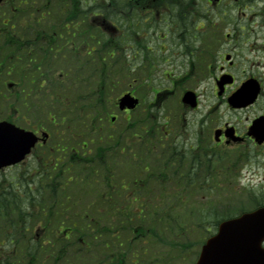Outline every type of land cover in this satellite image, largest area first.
Returning a JSON list of instances; mask_svg holds the SVG:
<instances>
[{
  "label": "rangeland",
  "instance_id": "374dc122",
  "mask_svg": "<svg viewBox=\"0 0 264 264\" xmlns=\"http://www.w3.org/2000/svg\"><path fill=\"white\" fill-rule=\"evenodd\" d=\"M226 2L228 3V0ZM224 9L226 11H224ZM245 12L246 16L242 15L241 11L237 9L229 11V5L223 8V10L222 8L213 9L211 12L201 10L200 17L203 19H218L219 23H216L215 20H213V23L218 25L216 29L221 32V37L216 38L215 44H212L208 51L216 52L218 55L217 59L212 61L213 63L211 64L210 69L209 67L206 68V60L209 54L208 52L207 54L204 53V42H206L205 38H207V36L200 32L197 34V38L188 39L187 42L184 41L186 43L183 45V52L178 58H173L175 60L174 64L168 65L165 62L162 63V65L157 67L158 70L155 71V73L153 72L152 77L148 76L147 70L144 72L136 70L132 76L128 77L120 75L117 72V80L114 83L115 87L113 86V89L106 91L105 94L108 109L106 112L102 109V112L99 115V120L97 118L92 120L94 118V113L82 110V102L76 104L77 101L81 100L80 97L74 99L72 96L68 95L67 91H65L64 95L59 90H56L61 94V99H65L66 96V100L70 103L69 106L74 103V106L78 107L80 115L79 119H76V121L72 123H68V129L73 135H70L68 138L70 145L66 152V157L72 155L76 150H79L78 155L82 156L81 152L83 149L81 146L83 142H85L87 148L90 149V152L88 151V153L85 151L86 158L90 159V161L86 159L84 160L87 167L85 170L75 168L73 172L70 171L73 177L74 175L82 177L87 175L90 172L91 167L94 165L93 159L97 158V155L94 157L93 155L98 151V144L100 142L97 137L98 133L104 131L112 133L113 131L126 128L127 126L132 125V123L134 124L136 119L140 122L139 120L143 119L142 115H145L146 111L149 109L153 111L157 125L161 126L164 131H171L175 136H178V134H175L176 132H182V137H185L180 140L184 141L185 139V141H187L186 148H188L190 144L194 145L197 143L196 136L200 129L204 132L203 139L205 140V143L203 146L206 150L201 151L204 160L201 165L204 168V172H201L200 181L197 183L195 189H186L187 191L189 190V192L186 193L181 191L182 194L184 193V198L182 201L173 204L172 209L174 210L172 213L169 212L167 208L164 210L165 212L161 210V205L159 204L160 206L157 208L156 212L153 213L156 226L153 224L152 214H146L151 216H145L146 218L139 226L135 227V225V228L132 227L127 232L126 229H124L125 232L122 237L126 243L124 242L123 245H126L127 242L132 239L134 240L138 235H143L141 238L134 241V251L136 254V259L133 260L134 264H194L199 256L202 244L207 238L205 237V232L202 231L201 228H196L193 224V219L201 214V209L211 205L214 200V202L217 201L216 203L218 204L217 212L220 215L227 216L232 213H239L242 210L253 209V202L247 199V193L249 191L254 192V195L264 197V150L248 153V149L240 148L237 151L235 149H229L225 144L215 146L216 143L213 139L215 128L223 125L225 122H231L242 127L247 116L252 117L258 112L264 111V95L260 98L259 103L256 106L257 109H229L225 97L217 95L214 83V78L216 75L220 74L219 66L224 59L223 54L227 48L225 36L229 29L228 24H230H224L220 19L224 18V20H228L233 18L235 20L237 18H255V16H251L250 10H246ZM238 26L239 25L235 23L233 28H235V32L237 31V35L240 36ZM250 28L253 31L252 34L264 36V26L259 27V30L257 31H254L251 26ZM205 29L206 28H204V30ZM162 32L163 31L159 33ZM259 40L260 39L253 38V40L250 41H257L259 43ZM261 40L262 41L260 42L263 44L264 39ZM192 52H194L193 55ZM221 52H223L222 55H220ZM236 52L238 53L236 56L238 67H236L234 71L238 73H240L241 70L249 69L247 63L248 60L253 57L254 60L260 59L264 62V49L252 50L249 47H246L243 51ZM136 62L140 63V60H132L131 64ZM65 67H67V65L64 63L58 64L56 68L57 70L54 71L53 78H58L61 70L65 71ZM261 70L264 72V66L261 67ZM164 71L172 72V76L175 75L173 77H178L179 80H177V86L172 87L170 77L163 78ZM150 77L151 80H149ZM54 79L53 82L51 81L53 88L56 83ZM94 79L95 78H92L91 80ZM96 82L97 80L95 83ZM151 84H154V86L151 87ZM78 86L80 87L79 84ZM73 87L76 88L77 86L73 85ZM155 87L158 88V91L160 90V94L163 93V95H160L159 100L157 97L154 99L153 90H155ZM94 88L95 85L91 83L89 90ZM131 89H135V92L141 101L140 108L132 111V113H134L133 115L131 113L127 114L126 112L120 111L116 106L117 99L124 92ZM184 89H191L197 92L200 99L199 107L197 109L183 108L180 98ZM230 93L231 91H229V94ZM224 96H226V94ZM45 99V101H47L45 103L46 106L38 113L41 116V120L34 116L35 109H30L27 110V112L25 111L26 118L24 121H21V125L27 129L38 127L49 131L51 133L50 141L52 140V145L54 144L55 147H59L62 146L61 142L65 140V137L62 138L65 134L61 133V128L64 125H60L57 121L53 122L52 119H49L48 113L49 111L53 112L51 116H55L57 120V118L62 115L61 112L63 109L59 110L58 106H55L56 109H54L50 106L49 102L51 101V97H48L47 93H45ZM153 103L155 104L153 105ZM87 114L89 117H87ZM113 114L118 116L115 122L110 121V116ZM97 122L99 123L96 124ZM94 124L96 125L91 132L90 129ZM135 124L137 125V123ZM97 125V129H95ZM142 125H144V123L141 122L136 128L137 130L134 132L138 133L140 130H145L146 127H143ZM186 137L189 138L186 139ZM166 140H170V138ZM134 151H136V149ZM36 152L38 158H40L39 162L44 160L49 161V157L47 158L46 156V149L42 150L41 148H38ZM55 152L59 153L58 151ZM60 153L63 155L62 152ZM241 154H244L242 157L245 159L238 162L236 159ZM113 156L114 152L108 153L106 164L114 168L116 177L119 176V178H123L124 180L130 178L131 170L127 168L123 169V166L126 164L124 158L121 159L123 160V163L121 162V165H118L114 161ZM160 158H162V156L157 157V159ZM60 160L63 161L62 163H65L66 161V159H63L62 157ZM53 162H56V157H54ZM28 164L29 165L26 164L20 167L7 168L0 171V185L4 184V186L7 187V183H10V180L14 179L16 175L15 172H19L20 170V172L25 173L28 171V166L29 168L32 166L33 174L34 164L32 160H28ZM170 167L168 168V171H170ZM158 168L159 166L154 161L149 171L158 175L160 173V169ZM21 177L22 175L19 174V178ZM64 180H67V178ZM48 181H50L49 178L44 180V182ZM149 184L151 185L149 188L150 195L158 194V192L161 191L162 186L156 185L155 181H150ZM69 186L71 188V184ZM68 191L73 195L80 196L81 193L84 194V197L77 202L78 208L83 209L88 201H90L89 195L84 191L82 186L77 185L76 189H65V192ZM84 198H86V200H84ZM154 199L155 198H151L149 201L152 202ZM151 210H147V212H151ZM152 211H154V209ZM214 215L216 216L215 213ZM105 220L106 219L104 218L102 219V221ZM60 226L61 233L70 237V226L64 222H62ZM40 231L41 227L39 224L34 226V233L39 234ZM206 236H208V234H206ZM100 262L107 264L108 261L105 259V261L101 260Z\"/></svg>",
  "mask_w": 264,
  "mask_h": 264
},
{
  "label": "trees",
  "instance_id": "16d2710c",
  "mask_svg": "<svg viewBox=\"0 0 264 264\" xmlns=\"http://www.w3.org/2000/svg\"><path fill=\"white\" fill-rule=\"evenodd\" d=\"M73 72L77 75L82 73L77 64ZM146 118L142 122L148 124L149 130L156 129L151 118ZM140 123L138 122V125ZM151 135L145 137L149 139ZM114 136L111 143H100L98 156L95 158L97 160L90 172L83 177L74 175L75 180L73 176L68 175L70 171L66 169L55 171L43 169L40 172V181H29L26 177H22L20 183L12 181L7 187L0 185V264H103L100 261L105 259L108 261L107 264H132L131 242L121 247L124 242L122 240L124 229L127 232L135 225V227L139 226L143 223L142 215L146 214L145 211L154 209V213L160 205L161 210L167 208L172 213L173 204L182 199L181 191L186 193V189H195L192 186L194 182L192 177H195L200 170L198 167L195 168L197 164L195 161L192 169L187 172V179L182 180L179 176V166L175 165L172 174L177 179L176 182L181 184L180 188L169 185L161 188L160 194L141 195L143 188L137 187V196L127 197L126 191H123L125 186H118L114 168L106 164L108 152L119 146L120 136L116 134ZM154 138L153 136L149 141ZM147 145L148 143L145 146ZM168 153L171 157L175 155L174 150L169 149ZM50 155L49 152L46 156L50 157ZM183 158L184 156L181 155L179 164ZM78 162L74 161V168L85 170L86 164L84 163V166ZM161 167L163 168L162 160ZM48 178L50 181L44 182ZM65 178L67 180H64ZM158 179L159 185L168 180L164 174ZM69 182L83 186L84 191L89 195L90 201L83 209L78 208L77 205V202L84 197L83 193L79 196L69 191L65 192L67 188L70 190ZM165 188L169 191L168 202L165 199ZM247 194L255 204H264L263 196L254 195L252 191ZM151 198L159 200L150 202ZM123 203L128 209L134 203L138 211L134 214L129 211L118 214L119 206ZM212 204L213 201L211 205L201 209V214L193 219L194 226L201 228L205 232V237L210 228L223 217L215 212L216 203L213 207ZM103 218L106 220L102 221ZM154 218L155 216H153V224L156 226ZM62 222L70 226V237L61 233ZM37 224L41 227L39 236L33 232Z\"/></svg>",
  "mask_w": 264,
  "mask_h": 264
},
{
  "label": "flooded vegetation",
  "instance_id": "af4514ba",
  "mask_svg": "<svg viewBox=\"0 0 264 264\" xmlns=\"http://www.w3.org/2000/svg\"><path fill=\"white\" fill-rule=\"evenodd\" d=\"M14 1L0 0V22L3 25L0 28V35L2 30L9 31L8 28L3 29L4 25H8L9 22H12L11 28L14 30L16 23L19 25H24L25 23L22 13L15 12L18 7ZM91 1L88 0L89 5L85 6L87 7V19H84L85 24L89 26L94 24V27L97 28L96 31L92 32L91 36L93 38L99 37L100 32L104 33V30L106 31L108 28L114 34V41L120 56L136 61L138 59L147 61L148 58L152 61L154 57H157L161 61L157 67L164 62L168 65L174 64L175 60L173 58H178L182 54L183 45L187 40L197 38V34L200 32L208 38H205L206 42H204L205 54L210 50V46L215 44L216 38L220 36L217 33L219 30L216 29L218 25L213 23L215 19L196 18L201 13V10H206L207 12L218 8H222L223 10V8L229 5V11L237 9L244 16H246L245 11L250 10L251 16H255V18L220 19L224 24H230H228L229 29L225 36L227 48L224 54L223 52L220 53V55H224V59L219 66L220 74L216 75L214 83L216 85L218 77L222 74L226 75L228 79L233 80L226 85L229 97V91L236 90L249 80L256 81L261 89L258 100L254 104L244 108H233L228 105V108L233 110L257 109L256 106L264 95V72L261 70L264 62L260 59L254 60L253 57L248 60L247 65L249 69L241 70L240 73L234 70L238 67L236 57L238 53L236 51H243L246 47L252 50L264 49V43L261 44L260 42L262 41L261 39H264V36L252 34L253 31L250 28L251 26L254 31H257L259 27L264 26V0H228V3L226 2L227 0H100L101 2L96 3L94 0ZM9 8L13 9L8 11ZM224 11L226 10L224 9ZM11 14L18 16V18L10 19L5 17L2 19L5 15ZM215 22L219 23L218 19ZM235 23L239 25L238 32H240V36L237 35V31L235 32V28H233ZM204 28L206 29L204 30ZM21 31L24 35L23 27H21ZM86 31H89V29ZM161 31L163 32L159 33ZM13 35L16 37L15 33ZM22 38L23 36L21 35L19 41ZM253 38L260 39L259 43L257 41H250ZM98 43H100V40H98ZM87 49H89V45H87ZM0 50H3L1 46ZM87 53H90V51ZM193 54L194 52H192ZM208 54L206 68L209 67L210 69L212 61L217 59L218 55L216 52H208ZM4 57L5 60H0V122H12L23 127L21 121H24L26 118V80L25 70L22 67L24 64H21L19 67L17 81L9 77L5 78L7 73L10 74V71L7 72V70L12 64L13 55L10 53ZM139 65L141 63L138 62L135 63L134 67L130 65L131 71L136 70ZM146 66L147 63H142V67ZM10 69L14 70V67ZM163 74H166V72ZM167 77L171 78L172 86L178 84L177 79L172 77L171 73L163 75V78ZM259 116H264V111H260L252 117L247 116L242 127L231 122H226L221 128L225 129V127L229 126V130H231L229 140L222 135L220 142L217 144L229 145V149L237 151L240 148L248 149V153L263 151L264 141H257L250 131L252 122ZM35 131L38 132L37 130ZM202 134L203 131H199L196 136L197 143L193 147L190 144V147L202 149ZM182 143L187 144V141H182ZM38 146H42L41 143ZM33 157L34 152L29 155L25 163L28 160H33ZM34 159H36V156Z\"/></svg>",
  "mask_w": 264,
  "mask_h": 264
},
{
  "label": "water",
  "instance_id": "95a60500",
  "mask_svg": "<svg viewBox=\"0 0 264 264\" xmlns=\"http://www.w3.org/2000/svg\"><path fill=\"white\" fill-rule=\"evenodd\" d=\"M227 82L228 79L223 76L219 81V94L223 93L224 84ZM258 91L259 89L251 87V83L246 84L229 98V102L236 107L246 106L256 99ZM183 102L195 107L197 105L195 93L185 92ZM137 103L138 99L127 93L120 99L119 105L121 109H125L134 108ZM259 122L256 121L252 128L262 136L264 127L260 129L258 125L262 124V121ZM220 134L221 131L217 130L216 138H219ZM35 141L33 132L14 128L12 125L8 131L5 124L0 123V168L22 160ZM263 241L264 207H261L223 221L219 225L218 233L211 236L203 245L195 264H264Z\"/></svg>",
  "mask_w": 264,
  "mask_h": 264
}]
</instances>
